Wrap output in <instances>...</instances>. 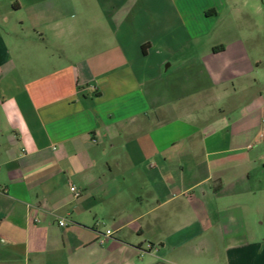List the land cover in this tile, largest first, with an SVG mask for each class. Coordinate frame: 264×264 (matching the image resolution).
Returning <instances> with one entry per match:
<instances>
[{"label": "crops", "instance_id": "0c3cea01", "mask_svg": "<svg viewBox=\"0 0 264 264\" xmlns=\"http://www.w3.org/2000/svg\"><path fill=\"white\" fill-rule=\"evenodd\" d=\"M238 1L0 0V264H264V24L207 33Z\"/></svg>", "mask_w": 264, "mask_h": 264}, {"label": "rangeland", "instance_id": "374dc122", "mask_svg": "<svg viewBox=\"0 0 264 264\" xmlns=\"http://www.w3.org/2000/svg\"><path fill=\"white\" fill-rule=\"evenodd\" d=\"M250 1V0H248ZM240 2V3H239ZM243 0H239L235 6V8L225 11L224 13H219L211 22L207 23L208 27V34L209 37H211L210 40L216 38H220L221 35L226 36L228 34L230 35H236L237 33H242L244 29L242 28H251L252 30L254 29L253 26V20L257 18L262 19V23L264 24V6L262 9V14H255L253 8H248V4L244 5L242 4ZM209 12V11H207ZM251 21V24H250ZM252 26H248V25ZM206 28V27H205ZM227 29V31H226ZM260 35H264V25L261 27ZM264 40V39H263ZM203 47L202 45H199V50H202ZM234 95V94H233ZM234 96H231L230 98L225 101L229 107H231V104L233 101H236L234 99ZM228 107V109H229ZM262 148V153L264 155V141L261 140V144L258 145ZM96 225L101 228L103 231L106 229H109L110 222L109 219L103 218L99 221H97ZM141 254V252H140ZM142 255V254H141ZM134 264H143V257H136L134 258Z\"/></svg>", "mask_w": 264, "mask_h": 264}, {"label": "built area", "instance_id": "2783aa9c", "mask_svg": "<svg viewBox=\"0 0 264 264\" xmlns=\"http://www.w3.org/2000/svg\"><path fill=\"white\" fill-rule=\"evenodd\" d=\"M70 190L75 193V196H78V193L76 192L75 187H70ZM59 225L60 226H64L65 222L64 221H59ZM111 235H112V232L110 230H107L103 236L104 237H109ZM146 249L148 251H151L152 250V246L151 245H147Z\"/></svg>", "mask_w": 264, "mask_h": 264}, {"label": "trees", "instance_id": "16d2710c", "mask_svg": "<svg viewBox=\"0 0 264 264\" xmlns=\"http://www.w3.org/2000/svg\"><path fill=\"white\" fill-rule=\"evenodd\" d=\"M206 14H209V12H206Z\"/></svg>", "mask_w": 264, "mask_h": 264}]
</instances>
